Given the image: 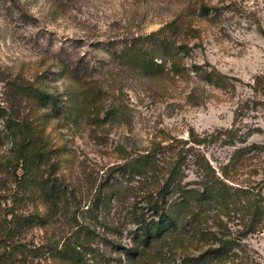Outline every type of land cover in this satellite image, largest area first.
<instances>
[{"label":"rangeland","instance_id":"1","mask_svg":"<svg viewBox=\"0 0 264 264\" xmlns=\"http://www.w3.org/2000/svg\"><path fill=\"white\" fill-rule=\"evenodd\" d=\"M258 76L264 0H0V264H264V106L227 132Z\"/></svg>","mask_w":264,"mask_h":264},{"label":"trees","instance_id":"2","mask_svg":"<svg viewBox=\"0 0 264 264\" xmlns=\"http://www.w3.org/2000/svg\"><path fill=\"white\" fill-rule=\"evenodd\" d=\"M202 10L204 12H207L209 9L207 7H203ZM146 69V68H143ZM252 88L253 91V96L245 99V100H241L240 103L238 104L236 111H235V120L234 123L232 125V128L227 130V132L230 133V138L231 141L235 142H239V143H246L247 140L245 141H237V140H242L243 139V135H240L238 132V122L242 123L243 119L250 116L251 112L253 111H258V108L261 106H264V76H258L255 79V84ZM249 136H251L252 134H264V130L260 127H252L249 128ZM237 136L239 137V139H237ZM246 139V138H245ZM194 141H192V143H194L195 145H201L203 140L202 139H193ZM217 137L212 136L211 141H216ZM190 140L186 141V144L189 142ZM233 143V144H234ZM243 152H247L249 154H251L248 159L251 160L252 157H257V159H259V161H262L263 165H261V174L263 176V178L261 179V181L259 183H257V185H261L262 183H264V143L262 144H253L250 148L246 149ZM240 152H236L235 153V157L239 156ZM185 159V158H184ZM247 159V161H248ZM201 160H202V156L200 154L197 155V161L194 162L195 165H199L200 168L201 166ZM240 161L235 162L234 167L236 166V168L240 165L239 164ZM184 166V161H175L174 163L171 162V166L169 168V171L167 173L168 175V179L167 182L165 183V186L162 188V195L165 197L167 195V192L170 193V187L173 186V184L175 182H178L180 179L179 175H181L183 173L182 168ZM235 168V169H236ZM202 176H205V173L203 171V169L201 168ZM234 184H236L234 181H231ZM256 185V186H257ZM239 188V187H238ZM181 189V188H179ZM256 187L255 185H246L244 187V191L245 193H252L253 196H255V191ZM239 190L237 189V192ZM171 194V193H170ZM213 194V198L217 197L218 199L221 198V188H218L217 190L213 188V185L208 187V185H206V187H203V191L200 192V190H194V191H181L179 193V198L178 201H180L179 204H183L180 207L184 208L186 206H189L190 203H192L193 201L200 203L201 205L204 204L205 200H210V195ZM198 196V197H197ZM226 196H229V193L226 194ZM195 197V199H194ZM229 199H227L225 201V203H229L228 201ZM252 200V199H251ZM248 201L247 205L249 204V212H250V220H249V224L253 225L257 222V219L259 218V214L264 215V209H263V202H264V196L262 197L260 195V197L258 199H254L252 201ZM154 210H157L158 206L155 205L154 207H152ZM155 226H151L150 228H148L147 232H146V236H145V243H148L150 240H156L158 238H165L167 239L168 237H170L174 232L175 229L178 228V219L175 215V213H173L172 211H164L161 215L160 221L159 222H154ZM171 228V229H170ZM167 237V238H166Z\"/></svg>","mask_w":264,"mask_h":264}]
</instances>
